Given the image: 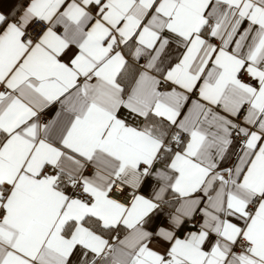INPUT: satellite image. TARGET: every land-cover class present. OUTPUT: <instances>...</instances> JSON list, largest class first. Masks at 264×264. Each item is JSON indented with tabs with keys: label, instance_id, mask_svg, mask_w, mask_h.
Listing matches in <instances>:
<instances>
[{
	"label": "snow or ice",
	"instance_id": "snow-or-ice-1",
	"mask_svg": "<svg viewBox=\"0 0 264 264\" xmlns=\"http://www.w3.org/2000/svg\"><path fill=\"white\" fill-rule=\"evenodd\" d=\"M0 264H264V0H0Z\"/></svg>",
	"mask_w": 264,
	"mask_h": 264
}]
</instances>
